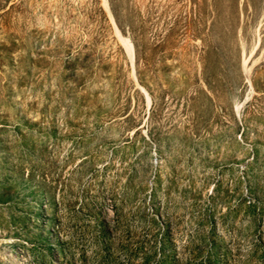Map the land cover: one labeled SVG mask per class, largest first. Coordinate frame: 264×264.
I'll use <instances>...</instances> for the list:
<instances>
[{
	"label": "rangeland",
	"instance_id": "1",
	"mask_svg": "<svg viewBox=\"0 0 264 264\" xmlns=\"http://www.w3.org/2000/svg\"><path fill=\"white\" fill-rule=\"evenodd\" d=\"M0 264H264V0H0Z\"/></svg>",
	"mask_w": 264,
	"mask_h": 264
}]
</instances>
